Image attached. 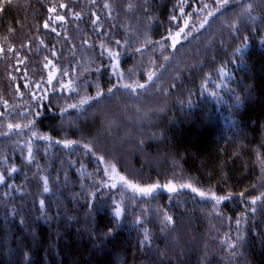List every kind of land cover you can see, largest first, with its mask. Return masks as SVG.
<instances>
[{"label":"trees","instance_id":"obj_1","mask_svg":"<svg viewBox=\"0 0 264 264\" xmlns=\"http://www.w3.org/2000/svg\"><path fill=\"white\" fill-rule=\"evenodd\" d=\"M0 264H264V0H0Z\"/></svg>","mask_w":264,"mask_h":264},{"label":"rangeland","instance_id":"obj_2","mask_svg":"<svg viewBox=\"0 0 264 264\" xmlns=\"http://www.w3.org/2000/svg\"><path fill=\"white\" fill-rule=\"evenodd\" d=\"M180 37H181V31H177V33L172 38H169L170 44L173 45V44L177 43L179 41ZM115 67H119V65L116 63L115 64ZM120 72H121V69H118V73L119 74H120ZM104 125L102 127H109V128H111L110 125H109V123H106V126H104ZM113 127H115V126H113ZM147 162L149 164L156 163V160L155 159H150V160H147ZM111 166H109L108 169H107V171H106L107 172V177L114 184H120L121 183L120 180H121L122 176L118 173L117 169L114 168V166L113 167H111ZM193 190L197 191L198 195L203 196V197H206V198H215V197H217L216 200H224L225 199L224 196L216 195L212 191H206V190H204L202 188H199V187L198 188H193ZM201 193H203V195H201Z\"/></svg>","mask_w":264,"mask_h":264},{"label":"snow or ice","instance_id":"obj_3","mask_svg":"<svg viewBox=\"0 0 264 264\" xmlns=\"http://www.w3.org/2000/svg\"><path fill=\"white\" fill-rule=\"evenodd\" d=\"M81 103H84V101H81ZM141 191H148V190L141 189ZM201 195H203V193H201ZM167 219L171 220V217H167Z\"/></svg>","mask_w":264,"mask_h":264}]
</instances>
